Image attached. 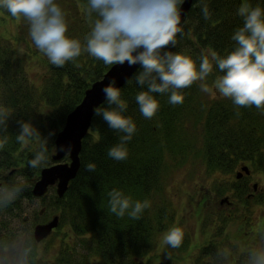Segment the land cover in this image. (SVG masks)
<instances>
[{
  "label": "trees",
  "instance_id": "1",
  "mask_svg": "<svg viewBox=\"0 0 264 264\" xmlns=\"http://www.w3.org/2000/svg\"><path fill=\"white\" fill-rule=\"evenodd\" d=\"M56 3L65 13L66 35L79 39L82 45L81 54L63 67L51 64L36 48L27 20H18L0 8L1 20L15 18L20 23V35L14 36L18 43L26 41L25 36L29 38L27 47L19 49L14 38L0 37V111L10 114L6 124L0 125V142L7 138L0 149V176L12 170L19 172L22 181L28 184L20 197L5 208L7 211L20 209L21 197L35 199L32 188L44 167L70 160L68 155L61 160L53 158L58 132L67 115L82 101L86 90L112 66L85 50L86 37L96 18L95 14L89 17L85 11L88 0H56ZM242 4L264 8V0H194L181 26L182 31L175 37V46L170 45L164 51L190 55L197 68L203 56L207 55L212 62L210 53L213 51L221 58L226 57L236 47L233 34L243 26V17L238 14ZM204 5L208 7V19L202 12ZM38 60L44 61L46 65L41 64L46 69L32 74V65ZM212 63L213 71L204 81H196L180 90L184 96L182 104L172 105L168 102L169 94L154 93L160 107L151 119L141 115L135 100L140 91L147 90L146 86L136 83L135 74L141 69L119 87L121 99L127 104L124 115L136 125L132 139L126 144L128 155L125 160L115 161L107 155L123 134L110 129L101 117L93 116L89 132L83 138L80 168L64 195L55 194L54 197V214L60 215V221L70 222L74 242L86 250L76 256L74 249H68L64 259H70L72 264H92L89 260L94 264H135L140 258H156V252H153L159 237L178 227L170 174L183 166L194 165L195 157L203 156L204 161L201 160L199 165L209 172L234 173L245 161L252 169L264 171L263 109L238 107L230 98H223L221 105L199 100L201 84L208 85L223 75ZM99 107L115 106L103 102ZM24 121H31L41 137L48 139L50 159L40 169L27 166L38 148L37 142L33 140L30 146L21 150L23 146L16 140ZM89 163L95 164L94 172L85 170ZM246 188H240L242 196ZM113 190L122 192L133 205L147 200L150 207L144 209L139 220L130 218L127 212L118 218L110 211L109 192ZM250 201L244 197L238 202L246 204ZM189 205L195 213L201 211L200 205L195 204V195ZM233 216L231 213L218 219L224 223L238 218ZM32 230L33 226L29 230L33 234ZM183 232L184 238L177 252L195 251L199 246L188 231ZM209 234L205 246L208 250L197 254L194 264H246L245 250L259 247L254 244L240 245L241 250L239 246L223 247L215 241L214 233ZM29 247L31 252L28 254L33 253L34 244ZM224 249L231 253L227 262L218 255ZM159 264L179 263L166 256Z\"/></svg>",
  "mask_w": 264,
  "mask_h": 264
},
{
  "label": "clouds",
  "instance_id": "2",
  "mask_svg": "<svg viewBox=\"0 0 264 264\" xmlns=\"http://www.w3.org/2000/svg\"><path fill=\"white\" fill-rule=\"evenodd\" d=\"M183 3L184 0H88L85 11L89 17L95 14L96 18L86 37L85 50L106 65H139L141 71L135 74L136 83L141 87L146 86L147 90L140 91L135 100L146 119L154 117L160 107L154 93L169 94L168 102L172 105L182 104L184 96L180 90L196 81H204L213 71L212 62L223 73L214 81L216 92L230 98L238 107L264 109V8L242 4L238 14L244 22L232 36L236 42L234 50L224 58L213 51L210 53L212 62L207 55L203 56L197 68L196 61L190 55L164 51L170 45L175 46V37L182 31ZM0 8L6 9L17 19L27 20L31 40L51 64L63 67L81 54L80 40L66 35L68 23L56 0H0ZM202 12L208 19L207 5H204ZM101 91L104 102L115 107L102 109L96 106L93 114L101 117L110 129L123 134L119 143L107 153L111 159L122 161L127 158L126 144L132 139L136 125L124 115L127 104L121 99L120 88L114 80ZM201 91L215 98L216 92L207 84H201ZM8 116L10 114L0 111V117H4L0 119V125L6 124ZM20 128L17 142L27 147L35 140L38 145L27 166L31 169L42 168L50 159L48 139L41 137L31 121L22 122ZM6 142L7 138L0 142V149ZM60 150H64L63 146ZM95 167L94 163H89L85 165V170L94 172ZM26 188L28 184L19 179L0 187V209L14 203ZM109 197L110 211L118 218L124 217L127 212L130 218L139 220L144 209L150 207L147 200L143 203L137 201L133 205L128 197L116 190L109 192ZM183 238L182 228L173 227L164 235L163 243L178 248ZM245 252L246 264H264V243ZM218 255L225 262L231 257L228 249L218 252Z\"/></svg>",
  "mask_w": 264,
  "mask_h": 264
},
{
  "label": "rangeland",
  "instance_id": "3",
  "mask_svg": "<svg viewBox=\"0 0 264 264\" xmlns=\"http://www.w3.org/2000/svg\"><path fill=\"white\" fill-rule=\"evenodd\" d=\"M19 20V19H18ZM0 21V37H11L15 40V46L17 48H26V41H28V36H25L24 42L17 41L15 37L20 35V23L15 20V18L3 19ZM15 36V37H14ZM44 61L38 60L34 65H32V74L39 73L40 71H45V65L41 64ZM37 76V75H35ZM37 78H39L37 76ZM207 84V83H205ZM213 91L216 92L214 88V81L208 84ZM223 98L218 92H216L215 98L210 93H205L199 90V100H204L203 102L221 105ZM45 108V106L43 107ZM264 111V109H263ZM29 144L28 146H30ZM27 146V147H28ZM26 147H21V150ZM20 150V151H21ZM195 157L196 163L194 165H189L188 167H181L170 174L169 185L173 187V203L176 207V213L178 216L177 224L178 227L182 228L183 231H188L190 235L193 234L194 241L197 246L188 252L180 253L177 252L181 247L171 248L163 243V234L159 237L157 245L155 247L156 258L151 259L150 256L145 258L137 259L135 264H159L162 260L169 256L170 259L177 260L179 264H194L196 259H194L197 254H204L207 252V240L210 234H206L204 230L206 226L210 223L213 232L215 233V241L221 243L223 247H230L228 243H233L232 246L239 245V250L243 249L240 245L254 244L256 246L264 243V228L255 232L251 231L252 223L250 222V215L244 216L245 214H257L256 220L264 218V203H256L255 201H250L248 208L244 211V214L240 215L236 220H232L227 227L222 226V222L218 219V214L220 206H218L215 201H218L222 195H215V200L212 202L211 199L207 198L205 203L201 206V216L204 218L203 221L198 222L197 215L194 210L190 208L189 203L192 202V197L195 195L197 197H204L203 195L210 189V184L212 187L217 184V186L223 183L224 179L223 173L220 171L209 172L206 168L201 167L204 161L203 156ZM202 160V161H201ZM199 162V163H198ZM241 169V168H240ZM257 177H260L264 183V172H254ZM200 177V178H199ZM236 178L235 176H233ZM253 178V177H250ZM22 180L20 178V173L15 172L10 176L4 178L0 177L1 185H9L15 180ZM229 182L226 184V186ZM2 187V186H0ZM57 195V190L52 187L44 197L34 196V200H30L28 196L21 197L20 209L16 208L7 211L5 208L0 209V233L5 236L1 240L5 241V252L3 254V260L1 257L0 264H72L70 259H64L63 256L67 254L68 249H74L75 255L79 256L80 252L85 249L79 244L74 242V234L71 230V225L68 220L60 221L59 226L56 227L54 233L43 243L35 245L34 236L29 231L30 227L28 221L23 222V216L26 213H34L41 208H44V203L47 205L46 211L41 216V219L52 217L55 213L54 197ZM264 194V187L260 195ZM46 207V206H45ZM18 208V207H17ZM262 213L263 215L259 214ZM207 221L208 223L204 224ZM251 231V232H250ZM33 232V230H32ZM225 234L227 235L225 238ZM230 236V237H229ZM254 239V240H252ZM0 240V241H1ZM70 241V243H68ZM239 242V243H238ZM23 244V247L20 246ZM34 244V252H31V244ZM174 249V250H173ZM239 250L237 252H239ZM86 251V250H85ZM182 252V251H181ZM94 264L93 262H89Z\"/></svg>",
  "mask_w": 264,
  "mask_h": 264
},
{
  "label": "water",
  "instance_id": "4",
  "mask_svg": "<svg viewBox=\"0 0 264 264\" xmlns=\"http://www.w3.org/2000/svg\"><path fill=\"white\" fill-rule=\"evenodd\" d=\"M194 0H184L181 6V25L183 24L187 12L190 10ZM139 65L128 66L127 63L123 65H112L104 76L92 83L86 90L82 101L67 115L63 128L58 132L56 138V152L53 155L54 160H61L68 155L69 161H57L56 163L46 166L41 170L40 178L36 181L33 187V194L36 196H43L49 188L57 183V193L61 197L68 189L70 181L76 176L80 164V153L83 146V138L89 132L92 119L94 116V108L99 107L104 102V95L101 89L115 81L116 86L121 87L133 75ZM63 146L64 150L61 151ZM71 151L68 152V148ZM242 170L249 172L247 165L242 166ZM243 175L239 171L238 177ZM59 224V216L54 217L46 223H39L35 227V237L37 240L49 235L54 227Z\"/></svg>",
  "mask_w": 264,
  "mask_h": 264
},
{
  "label": "flooded vegetation",
  "instance_id": "5",
  "mask_svg": "<svg viewBox=\"0 0 264 264\" xmlns=\"http://www.w3.org/2000/svg\"><path fill=\"white\" fill-rule=\"evenodd\" d=\"M12 174H13V172H11V174H9L7 176H10ZM250 177H253V178H250ZM226 179L228 180V178H226ZM258 182H259V180H257V176L255 179L254 175L251 173H244L241 177H237V179L229 177L228 186H230V194H227L228 196L226 198H224L225 202L220 201V204H222V206H225V204H227L228 206L233 205L234 207L243 209L242 211H245V209L248 208L250 202L246 203V204L239 203L237 200L238 197H235V193L239 187L243 188V190H244V187L249 186L248 191L244 195L246 197H248L249 200L253 201L255 198H259L261 196L260 193L262 191V188L264 187L260 184V182L259 183ZM209 195H211V190L208 193H205L203 195L204 198H200L199 201L204 203L207 200V198L211 199L210 197H206ZM262 195H264V194H262ZM213 197L215 200V195H213ZM262 203H264V201ZM45 211H46L45 208H41L38 211L35 210L33 214L31 212L29 214L26 213L23 216V220H24L23 222L28 221L29 222L28 225H29L30 229L33 226V235L35 232V227L38 223H44V222L48 221L50 218H52V217H49V218L41 219V216L44 214ZM259 214L263 215L262 213H259ZM246 215L247 216L250 215V222L252 223V226L254 228H255V226L258 228L259 226H262L264 224V218H262L260 220H256L257 214H246ZM210 230L213 232L212 229H210ZM51 235H52V233H51ZM3 236H5V235L3 233H0V240L3 238ZM191 236H193V234ZM46 238H49V236ZM34 242H36L35 245H38L40 243H43L44 240H41L39 242L35 240ZM20 246L23 247V244L20 243ZM5 249H6L5 241L1 240L0 241V258L2 257V260H3V254L5 252ZM0 262H1V260H0Z\"/></svg>",
  "mask_w": 264,
  "mask_h": 264
},
{
  "label": "bare ground",
  "instance_id": "6",
  "mask_svg": "<svg viewBox=\"0 0 264 264\" xmlns=\"http://www.w3.org/2000/svg\"><path fill=\"white\" fill-rule=\"evenodd\" d=\"M52 187H55V188H56V187H57V183L53 184ZM32 194H33V188H32ZM35 200H36V199H35ZM44 205L46 206V207L44 206V208L46 209V208H47V205H46L45 203H44ZM253 230H254V229H251V231H253ZM251 231H250V232H251ZM255 232H258V230H255ZM47 239H48V238L44 237V238H42L41 240L46 241ZM252 240H254V239H252ZM238 243H239V242H238ZM228 244H229V246H232L233 243H232V244H231V243H228ZM258 246H261V245H258ZM232 247H233V246H232ZM63 257H64V256H63ZM136 261H137V260H136ZM136 261H135V262H136ZM89 262H90V260H89Z\"/></svg>",
  "mask_w": 264,
  "mask_h": 264
}]
</instances>
